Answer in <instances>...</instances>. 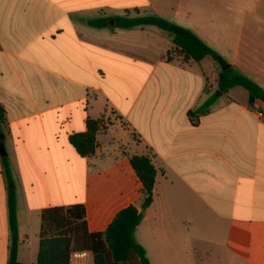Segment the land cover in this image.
<instances>
[{
    "label": "crops",
    "instance_id": "obj_1",
    "mask_svg": "<svg viewBox=\"0 0 264 264\" xmlns=\"http://www.w3.org/2000/svg\"><path fill=\"white\" fill-rule=\"evenodd\" d=\"M145 14L183 24L221 59L185 57L154 25L114 26L117 16ZM96 18L106 24L88 23ZM226 67L264 89V0H0V142L12 178L0 156V264L15 241L10 188L16 257L34 263L44 208L82 202L89 231L105 230L127 205L141 212L134 154L156 169L139 225L151 215L164 228L156 221L170 213V264H205L212 244L230 264H264V118L239 86L218 89ZM163 74L170 87L160 94ZM214 90L207 113H190ZM87 118L103 125L95 151L80 156L69 135Z\"/></svg>",
    "mask_w": 264,
    "mask_h": 264
},
{
    "label": "trees",
    "instance_id": "obj_2",
    "mask_svg": "<svg viewBox=\"0 0 264 264\" xmlns=\"http://www.w3.org/2000/svg\"><path fill=\"white\" fill-rule=\"evenodd\" d=\"M92 26H104L103 18L92 19ZM154 25L168 32L172 42L187 58L200 61L206 56L220 60V56L190 29L178 25L156 14L137 16H117L115 27ZM218 89L222 92L234 86H241L248 92L250 108L255 99L264 102V89L233 67L222 69L217 76ZM215 95L208 97L197 109L190 113L198 116L209 111ZM5 122V112L0 105V132ZM101 119H86L84 131L69 135V142L80 156L92 154L96 148V133L102 127ZM130 164L141 182V208L145 209L152 201L156 169L151 157L134 154ZM3 173L11 181V171L7 156H1ZM8 225L13 238L6 264H68L70 255L76 251H89L92 264H150L144 247L134 236L135 229L142 219V213L133 204L120 209L103 231H89L86 223L85 206L82 202L68 206H53L41 210L37 260L23 263L16 257V195L10 188L7 194Z\"/></svg>",
    "mask_w": 264,
    "mask_h": 264
},
{
    "label": "rangeland",
    "instance_id": "obj_3",
    "mask_svg": "<svg viewBox=\"0 0 264 264\" xmlns=\"http://www.w3.org/2000/svg\"><path fill=\"white\" fill-rule=\"evenodd\" d=\"M250 7V6H249ZM220 8L222 9L223 14L225 13H229L233 10V12L236 13V15H240L242 13V11L239 8H233L231 5H222L220 6ZM181 21V20H178ZM230 23V22H229ZM181 26H183V24H180ZM231 25V24H230ZM185 27V26H183ZM158 28V27H157ZM230 28V27H229ZM223 39V38H222ZM224 42V40H223ZM210 57V56H209ZM157 75H154V77H156ZM158 79V78H157ZM160 80L162 81V84L159 85V93L160 94H165L168 90V88L170 87V75L169 74H163L162 78H160ZM213 83V82H212ZM154 84H157L155 82H152V86ZM238 89L241 91L242 93H246L247 91L239 86ZM149 90V86L147 87L146 91L147 92ZM217 90L213 91L211 96L217 95ZM231 96H234L233 92L230 93ZM109 118H114L116 119V116L110 112L109 113ZM89 182V180H88ZM88 188H86V194H87V198L88 200L91 198L90 196V188H89V183H88ZM84 188H82V185L80 187V193L81 195L83 194ZM89 205V202H88ZM145 210V209H143ZM143 215V213H142ZM151 215H148V220L147 221H142L141 224L139 226H137V228L135 229V238L136 240L141 243L147 253V256L150 259L151 264H170V228L168 227V225L170 226V213L169 215L167 214L166 216H160L159 220L156 221V223L163 225L164 228L158 229L156 228V224L152 223L151 219H150ZM207 247V248H206ZM219 246H216L214 244L212 245H206L205 248V252L206 253V258L207 260L202 262L205 264H230L229 261L226 260V256L221 252V250H219L218 248ZM218 248V249H217ZM198 258V257H197ZM196 258V261H197ZM178 264H183V262H178ZM236 264H241V261H237Z\"/></svg>",
    "mask_w": 264,
    "mask_h": 264
},
{
    "label": "built area",
    "instance_id": "obj_4",
    "mask_svg": "<svg viewBox=\"0 0 264 264\" xmlns=\"http://www.w3.org/2000/svg\"><path fill=\"white\" fill-rule=\"evenodd\" d=\"M264 102L262 103V101L255 99L251 109H253L256 114L261 117L264 118ZM90 260H91V253L89 251H76L73 252L70 255V259H69V264H90Z\"/></svg>",
    "mask_w": 264,
    "mask_h": 264
},
{
    "label": "water",
    "instance_id": "obj_5",
    "mask_svg": "<svg viewBox=\"0 0 264 264\" xmlns=\"http://www.w3.org/2000/svg\"><path fill=\"white\" fill-rule=\"evenodd\" d=\"M216 93L220 94L221 92L217 91ZM0 138H2V134H0ZM5 155H6V151H5L4 145L2 142H0V156H5ZM141 213H144L143 209L141 210Z\"/></svg>",
    "mask_w": 264,
    "mask_h": 264
}]
</instances>
